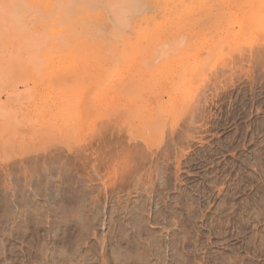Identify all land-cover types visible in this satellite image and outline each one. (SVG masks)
I'll use <instances>...</instances> for the list:
<instances>
[{"label":"rangeland","instance_id":"1","mask_svg":"<svg viewBox=\"0 0 264 264\" xmlns=\"http://www.w3.org/2000/svg\"><path fill=\"white\" fill-rule=\"evenodd\" d=\"M35 1L0 0V264H264V0Z\"/></svg>","mask_w":264,"mask_h":264},{"label":"bare ground","instance_id":"2","mask_svg":"<svg viewBox=\"0 0 264 264\" xmlns=\"http://www.w3.org/2000/svg\"><path fill=\"white\" fill-rule=\"evenodd\" d=\"M58 1L60 2V0H58ZM58 1H57V3H58ZM61 1H62V0H61ZM72 1L74 2V1H78V0H72ZM127 1H129V0H127ZM35 2H36V5H37L38 7H41V8H44V9H46V8H48V9H49V8H50V9H52V8L55 9V7H53V6H55V3H56L55 0H37V1H35ZM125 2H126V1H125ZM130 2H131V1H130ZM123 3H124V2H123ZM132 3H133V2H132ZM120 4H121V3H120ZM126 4H127V3H126ZM133 4H134V3H133ZM122 5H124V4H122ZM122 5H121V6H122ZM127 5H128V4H127ZM134 5H135V4H134ZM121 6H120V7H121ZM128 6H129V5H128ZM51 7H52V8H51ZM60 7H61V6H60ZM123 7H124V6H123ZM61 8H62V7H61ZM124 8H125V7H124ZM135 8H136V7H135ZM138 8H139V7H137L136 9H138ZM48 9H47V10H48ZM53 9H52V10H53ZM125 9H127V7H126ZM125 9H124V10H125ZM130 9H133L132 5H131V7L129 8V10H130ZM136 9H135V11H136ZM116 10H117V9H116ZM118 10H119V9H118ZM129 10H126V11H128V14H129ZM126 11H124V12H126ZM131 12H132V11H131ZM42 14H43V13H42ZM114 14H115V13H114ZM119 14H120V12H119ZM121 14H122V13H121ZM123 14H125V13H123ZM47 15H48V14H47ZM126 15H127V14H126ZM40 16H41V15H40ZM115 16H116V15H115ZM121 16H122V15H121ZM121 16H120V17H121ZM127 16H128V15H127ZM43 17H44V16H43ZM54 17H55V16H54ZM120 17H118V18H120ZM36 18H38V16H37ZM36 18H35V19H36ZM40 18H42V17H40ZM40 18H39V21H38L39 23H40V21H41ZM44 18H45V17H44ZM122 18H123V17H122ZM42 20H43V19H42ZM54 20H55V19H54ZM54 20L52 19V21H54ZM118 20H119V19H118ZM121 20H122V19H121ZM121 20H119V21H120V22H126V21H124V20H123V21H121ZM36 21H37V19H36ZM43 21H44V20H43ZM50 21H51V20H50ZM52 21L49 22V24H51ZM128 21H129V19H128ZM30 22H31V21H30ZM117 22H118V21H117ZM120 22H118V23L120 24ZM17 23H18V22H17ZM43 23H44V22H43ZM45 23H46V22H45ZM53 23L56 24V22H53ZM53 23H52V24H53ZM60 23H61V22H60ZM126 23H128V22H126ZM19 24H20V23H19ZM19 24H17V25H19ZM21 24H22V23H21ZM40 24H42V23H40ZM61 24H62V23H61ZM12 25H13V24H12ZM17 25H16V26H17ZM32 25H33V24H32ZM35 25H36V23H35ZM46 25H47V24H46ZM46 25H45V24H44V25H43V24L40 25L42 30H41L40 28H39V29L41 30V32H42V31H45V32H46V30L48 31V29H49L48 33H45L46 35H49V38H50V35H51V37H52V34H55V33L58 32V31H57L58 29L55 30V27H54L55 25H54V26H53V25H50V26L47 25V27H46ZM57 25H58V24H57ZM24 26H25V24H24ZM48 26H49V27H48ZM25 27H26V26H25ZM56 27H57V26H56ZM46 28H47V29H46ZM117 28H118V27H117ZM19 29H20V32H18V33L21 34V31H23V29L20 28V27H18L17 30H19ZM43 29H46V30H43ZM59 30L61 31V29H59ZM34 32H36V31L34 30ZM37 32L39 33V31H37ZM61 32H62V31H61ZM61 32H60V33H61ZM30 33H31V32H30ZM38 33H37V34H38ZM20 34H19V35H20ZM25 34H26V33H25ZM33 34H34V33H33ZM43 34H44V32H43ZM45 34H44V35H45ZM63 34L66 35V33H64V32H63ZM58 35H59V34H58ZM23 36H25V35L23 34ZM41 36H42V35H41ZM62 37H63V38H62ZM62 37H57V36H56V37L54 38V36H53V38L55 39V41H56V39H61V38L64 39V36H62ZM18 38H19V37H18ZM33 38H34V37H33ZM40 38H41V37H39V39H40ZM43 38H44V37L42 36V39H43ZM49 38H48V40H49V41H48V45H49V42H50V45H53V44H54V43H53V42H54V39H53V38H52V39H49ZM21 40H22V37H21ZM26 40H27V39H26ZM37 40H38V39H37ZM43 40H44V39H43ZM32 41H34V40H32ZM34 43H35V42H34ZM20 44H22V43H20ZM35 44H36V43H35ZM35 44H34V45H35ZM31 45H32V44H31ZM34 45H33V46H34ZM36 45H37V44H36ZM36 45H35V46H36Z\"/></svg>","mask_w":264,"mask_h":264}]
</instances>
